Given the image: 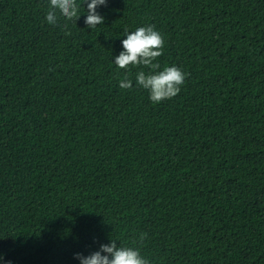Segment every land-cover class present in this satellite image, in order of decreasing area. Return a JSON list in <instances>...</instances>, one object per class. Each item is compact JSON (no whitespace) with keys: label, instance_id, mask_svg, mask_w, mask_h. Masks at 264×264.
Listing matches in <instances>:
<instances>
[{"label":"trees","instance_id":"trees-1","mask_svg":"<svg viewBox=\"0 0 264 264\" xmlns=\"http://www.w3.org/2000/svg\"><path fill=\"white\" fill-rule=\"evenodd\" d=\"M48 10L0 0V264L141 235L150 264H264V0H107L95 30ZM147 26L188 74L160 104L114 64Z\"/></svg>","mask_w":264,"mask_h":264},{"label":"clouds","instance_id":"clouds-1","mask_svg":"<svg viewBox=\"0 0 264 264\" xmlns=\"http://www.w3.org/2000/svg\"><path fill=\"white\" fill-rule=\"evenodd\" d=\"M84 5H87L85 8ZM107 6V0H83L82 4L78 0H49V10L46 20L50 25L57 26L60 17L66 21H74L81 17V7L85 10L84 20L88 29L95 30L104 24V17L98 12V8ZM59 13V16L57 15ZM70 35V33H67ZM127 38L122 40L123 51L115 58L114 64L120 70H124L126 75L120 80L121 89H131L133 87L129 74L133 68H144L136 74V83L149 92V99L153 104H160L162 101L176 97L183 86L187 73L176 66H165L161 69L158 58L163 55L165 47L164 38L160 32L152 26L139 27L135 31L125 30ZM133 239L132 246L121 244L117 247V240H112L109 244L100 246L99 251L88 256L80 253L74 255V259L80 264H150L148 258L141 253L142 241ZM3 256H0V260Z\"/></svg>","mask_w":264,"mask_h":264}]
</instances>
